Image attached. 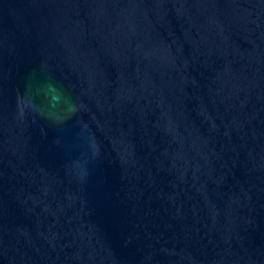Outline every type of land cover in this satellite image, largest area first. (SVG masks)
Returning a JSON list of instances; mask_svg holds the SVG:
<instances>
[{
	"label": "water",
	"instance_id": "water-1",
	"mask_svg": "<svg viewBox=\"0 0 264 264\" xmlns=\"http://www.w3.org/2000/svg\"><path fill=\"white\" fill-rule=\"evenodd\" d=\"M0 264H264V0H0Z\"/></svg>",
	"mask_w": 264,
	"mask_h": 264
}]
</instances>
